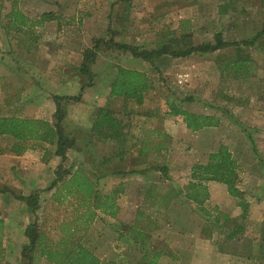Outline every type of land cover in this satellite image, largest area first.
I'll use <instances>...</instances> for the list:
<instances>
[{
  "label": "rangeland",
  "instance_id": "rangeland-1",
  "mask_svg": "<svg viewBox=\"0 0 264 264\" xmlns=\"http://www.w3.org/2000/svg\"><path fill=\"white\" fill-rule=\"evenodd\" d=\"M14 5L41 26L26 27L20 32L9 28L8 15ZM159 33H167V38L159 37ZM218 33L227 46L214 53H195L187 58L167 55L157 59L133 58L110 46V40H115L149 52L165 40L167 43L182 35H190L184 41L189 47L213 43ZM257 34L260 36L252 45L241 44L253 40ZM99 39L106 44L99 45L96 61L90 66L92 78L89 80L78 72L81 52L90 49ZM238 60L244 61L242 70L247 71L246 75L241 72L233 75V69L228 71ZM119 67L145 73L153 87L143 95L147 108L129 99L128 109L124 115L120 114L126 126L122 144L98 141L89 129L95 109L109 94V82ZM79 93L80 101H61L65 111L61 122L65 160L61 162L55 155V144L33 141V155L38 156L41 166L34 161L42 167L37 169V174L41 173L42 188L34 192L38 195L36 211L17 199L34 194L32 184L29 183L32 187L26 194L8 189L1 184L4 174L0 167V262L7 257L14 263V257L28 245L24 230L34 223L52 241L63 236L61 230L72 232V240H79L96 257L97 240L101 236L131 237L129 231L102 216L96 208L98 198L105 196L97 190L101 176L104 178L112 172L109 168L106 170L105 163L99 164L98 157L129 153L136 161L144 162L126 167L121 173L150 172L148 181L144 182L149 187V196L139 206L138 214L143 216L136 223L141 242L136 246L140 254L149 246L147 237L141 236L153 234L157 229L161 230L160 234L164 229L166 236L161 247L168 246L167 233L171 229L173 238L176 236L171 243L175 241L177 250V236L194 229L195 215H198V222L207 221L206 230L214 234L211 244L199 245L204 264H210L213 251L219 255L218 250L235 245L236 241H220L242 224L245 225L243 233L235 237L239 239L238 252L243 251L244 258L250 256L249 264H264V0H0V117L51 122L55 111L53 96L76 97ZM168 101L187 112L218 119L217 130L214 134L202 135L187 131L181 117L167 115ZM141 114L169 121L170 134L147 136V131L143 138L146 131L141 132L145 123ZM145 139L148 144L143 151ZM3 140L0 152L6 148L7 141ZM156 143L161 145L158 152L151 149ZM222 146L238 164V187L243 191L247 212L244 219L232 222L234 226H225L219 231L214 228V214L207 219L183 195L184 187L190 182L191 168L205 164L212 149L217 151ZM58 167L63 181L49 190ZM160 167L167 169L164 181L157 170ZM30 170L34 174V169ZM80 176L92 182L95 189L92 199L74 193V180ZM139 182L128 179L115 189L133 193ZM112 196L122 198L118 192ZM173 201L176 206L168 211ZM239 202L233 200L237 206ZM204 203L210 207L208 197ZM190 221L193 223H187ZM122 248L125 247L120 246L118 252ZM33 254L39 256L36 252L30 255ZM42 259L43 263L51 264Z\"/></svg>",
  "mask_w": 264,
  "mask_h": 264
},
{
  "label": "trees",
  "instance_id": "trees-1",
  "mask_svg": "<svg viewBox=\"0 0 264 264\" xmlns=\"http://www.w3.org/2000/svg\"><path fill=\"white\" fill-rule=\"evenodd\" d=\"M8 26L15 31H21L23 28L30 26H41L40 22L31 21L24 16L15 5L11 8L8 15ZM163 34V33H162ZM167 33L163 34V39L167 38ZM190 35H182L180 39H170L167 43L164 41L160 46L149 52L144 49H139L136 46H131L122 43H115L110 40V46L117 51L130 54L133 58L149 59L151 57L161 58L162 56H170L172 58H187L195 53H214L217 50L227 46L223 43L221 34H216L213 39V43H203L197 46H186L185 40L189 39ZM260 36L257 34L253 40L244 41L242 45L250 46ZM182 40V41H181ZM100 43H105L103 39L94 41L93 46L83 52L80 68L78 72L87 79L91 80L92 75L90 73V66L96 61L97 50L100 48ZM183 46H179L180 44ZM106 44V43H105ZM242 65H241V64ZM244 61H236L228 69H233V75L241 72L242 75H246ZM240 70V71H239ZM110 97L132 99L136 104L140 105L143 102V95L151 90L152 84L147 75L137 70H131L126 68H117L115 76L109 85ZM81 93L76 97H59L53 96V102L55 106L54 114L52 115V121L46 122L39 119L29 118H16V117H0V136H9L13 138L17 143L13 145L12 149L17 152H23L26 148L18 145L27 141H37L48 144H55V155L60 158L61 162L65 160L63 154V147L65 139L61 130V122L65 116V111L61 106L62 100L80 101ZM167 115L169 117H181L185 128L191 132L199 131L205 127H217L219 124L218 119H214L210 116L196 115L180 109L178 105L170 101L167 102ZM125 124L121 119L115 116L114 113L106 109H98L94 115L91 125L92 134L96 136L98 141H109L117 144L125 142ZM148 135L160 136L161 133L157 131H148ZM148 140L145 139L142 142V150L147 148ZM160 143H156L155 147H151L152 150L158 152L160 150ZM58 171L55 173L56 177L51 182L49 190L55 188L59 183L63 181L62 176H59ZM164 177L167 173L165 167L157 169ZM191 181L184 187V198L197 205H203L207 197V182H215L222 184L226 187L228 195L234 199L240 200L239 207L242 209V219L245 218L247 212V203L242 200L243 192L238 187V164L234 160L232 154L226 147H219L217 151L208 155L207 162L205 164H195L191 168L190 174ZM74 193L84 195L87 200L93 197V184L84 177L80 176L77 180H74ZM19 201L25 202L32 208V211L37 210L38 195L32 194L27 197H17ZM96 208L98 210L106 212L108 215H112L114 203L112 196H104L98 198ZM101 201V202H100ZM1 224V222H0ZM235 232V231H234ZM72 232L68 230H61L63 235L58 241H52L42 235L36 224H31L26 227L24 235L28 240V245L22 248V258H24L28 264L32 263L31 253L36 252L39 257L44 258L51 264H100V260L96 255L81 245L79 240H72ZM142 245V244H141ZM159 252H154L152 255L144 254L142 257L143 264H157L160 258Z\"/></svg>",
  "mask_w": 264,
  "mask_h": 264
},
{
  "label": "crops",
  "instance_id": "crops-1",
  "mask_svg": "<svg viewBox=\"0 0 264 264\" xmlns=\"http://www.w3.org/2000/svg\"><path fill=\"white\" fill-rule=\"evenodd\" d=\"M36 17L37 16H35V18ZM30 18H33V17L30 16ZM107 28H108V25H107ZM120 36H122V34ZM158 36L162 38L163 34L159 33ZM114 42H119V41L114 40ZM83 52H81V59H82ZM111 82H112V79L110 80L109 83ZM57 96H61V95H57ZM144 98L145 97H143V102L141 106L147 108V103H146L147 101H145ZM128 102H129V99L110 97L108 94L107 97L103 100V104H100L98 107H96L97 109L95 110L97 111L98 109H101V108L106 109L114 113L116 117L122 120L123 117L121 115L126 109H128L129 107ZM244 112L245 110H243V114ZM141 115L144 117V122H145L144 125L142 126L141 132L146 131L142 135L143 138H145V135L147 134V131L149 130H156L157 132H160L161 134H164V133L170 134L169 133L170 128L168 125L169 121H167L166 119L161 118V117L157 118L154 115H150V116L143 115V114ZM91 125L92 123L90 124L89 129H91ZM216 130H217V127H205L193 133L202 135V134H208V133L211 134L213 132L214 134ZM5 137L7 138V136H0V141L3 140L2 138H5ZM3 141H7V142H6L5 149L3 147L4 145H2L4 151L0 152V167H2L1 174H4L3 176L4 181H2L1 184H4V186H6L10 190H13V191L17 190L19 194H26L27 192L25 191H29L28 188H31L32 186H33L32 193H34L39 188H42V186H40L42 182L41 173L38 172L37 174V169L42 170L41 169L42 167H40L41 163L38 160V156L33 155L34 150L32 151L33 149L32 146L33 144H35V142L27 141L24 143H19L18 145L26 148V150L23 152H17L12 149L13 145L16 144V141L10 139L9 137L8 139H4ZM9 143L10 145H8ZM29 143H32V145H29ZM212 150L213 152L216 151L214 149ZM35 159L38 161L40 166L36 164V162L34 161ZM98 160H99L100 165L101 163H105L106 170L109 168L112 172L106 174L104 178H103V175L101 176L102 182H101L100 187L97 190H99L101 194H104L105 196H110V195L112 196L113 194H116L118 192V196L122 197L120 199L118 197L114 199V196H112V201L114 203L113 211H110L112 212V215H108L106 212L104 213L103 211H101L103 213L102 216H104L105 218H108L112 222L118 223V225L122 226L121 228L124 229V231L126 232L129 231V234L131 236V237H128L126 235H119L116 237H112V236L105 234L101 236L100 238H98L97 246H96L97 248L96 253H97V257L100 260V264H105L110 261H116L118 262L117 264H120V263L122 264H125V263L143 264L142 262H140L143 255L145 253L149 255L150 252H153V251L160 253L159 255L160 258L157 264H204V253L202 252V248L199 245L204 246V244H207V243L211 244L212 239L214 238V234L213 232L209 233V231L206 230L204 224H206L207 221L204 220L203 224H200V222H198L199 220L198 215H195L196 219L194 222L195 224L194 229H189L187 233H183L177 236L178 238L177 241L179 243L177 250L175 249V246H176L175 241L171 243V240L175 239L176 237L175 236L173 238L172 236L173 233L171 232V229L168 230V233H167L169 235V237L167 238V243L169 239V243L167 247L165 246L161 247V243L163 239L166 237L164 235L165 234L163 231L164 229H162V232H163L162 234H160L161 230L157 229L155 230L153 234L141 236L142 238L147 237L146 244H148L149 246L147 250L144 249L142 251V254H140L136 246L138 245V243H141L138 241V237L140 235H139V232L136 230L137 228L136 223L140 222L142 219L141 217L143 216V214H138L141 211L139 206H141L142 201L144 200V197L149 196L148 194L149 191H147L149 187L147 184H144V182L148 181L150 172L146 170L145 172L141 171V172H134L131 174L121 173V171H125L124 168L126 167L129 169L131 165H134V166L137 164L142 165L144 162V160H141V159H138L139 161H136V158H132V156H130L129 153L126 155L113 153L112 155L99 156ZM147 161L148 160H146L145 162ZM136 168H138V166H136ZM144 168L149 169L146 167ZM30 169H34V174L32 173ZM160 175L162 176L161 178L164 181L165 180L164 176L162 174ZM14 179H17V183L15 182L16 180ZM128 179L140 180V182L138 183L139 185L138 189L135 190L133 193L125 189H123V193L121 189H118L116 191L115 188H118V185L120 183ZM189 181L191 180L189 179ZM29 183H31L32 186ZM206 188H207V195H208L207 197L209 198L211 202L210 207L209 206L207 207L205 203L203 205H197L193 202L191 203L195 205L197 208H199L198 211L201 214L207 215L206 216L207 219L209 218V216L211 218V214H214L213 221L215 223L214 228L216 230L221 231L223 228H225V226L227 227L234 226L232 222L235 223L236 221H238V219L242 218V210L236 205V203H233L234 198L228 195L226 191V187L222 184H218L215 182H207ZM94 190L95 189H93V194H94ZM113 190H115V192L110 194V192ZM137 199L140 202L139 201L135 202ZM123 200H127V203H124ZM174 201L168 207V211H172V209L170 208L171 206L172 207L176 206L174 205L175 203ZM191 203L190 205H192ZM187 223H193V222L190 221ZM244 229H245V225L243 224L238 227L236 226V229H234L233 231L229 232L226 236H224V239H222V241L220 242L224 243L225 241H230V242L236 241V243L234 246H231L230 248L228 247L224 250L222 249L218 250L219 255L214 254V251H213L211 253L210 260H209L210 264H249L250 256L247 255V257L244 258L245 255H243L244 254L243 251L238 252L239 250L238 240L239 239L235 238L239 233L241 232L243 233ZM165 231H167V229H165ZM192 243H194V245H192ZM4 244L5 242H3V245ZM112 245H117V247L112 248L111 247ZM122 245L125 248L120 249V251L118 252L119 247ZM153 245L154 247H152ZM30 257L32 258L31 264H45L46 263V262L43 263L44 262L43 259L39 257L37 254H33ZM117 258H119L118 261L116 260ZM5 259L6 260L3 262H0V264H28V262L24 258H22V249L18 252V255L14 257V263H12L9 259H7V257Z\"/></svg>",
  "mask_w": 264,
  "mask_h": 264
}]
</instances>
